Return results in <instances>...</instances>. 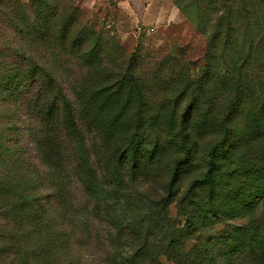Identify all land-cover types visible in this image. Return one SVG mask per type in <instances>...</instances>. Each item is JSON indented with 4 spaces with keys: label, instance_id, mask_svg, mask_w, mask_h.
<instances>
[{
    "label": "trees",
    "instance_id": "1",
    "mask_svg": "<svg viewBox=\"0 0 264 264\" xmlns=\"http://www.w3.org/2000/svg\"><path fill=\"white\" fill-rule=\"evenodd\" d=\"M76 1L56 0L51 13L41 8L26 18L17 40L0 50V264H166L162 259H172L173 251L185 264H197L190 251L178 250L179 237L196 233L197 220L215 225L218 211L231 213L230 203L222 199L228 197L223 193L227 187H216V179L228 175L225 169L245 138L264 135V102L255 107L256 112L261 111L259 117L246 111L248 129L238 132L239 142H235L234 130L224 121L194 125L187 121L196 103L188 100L182 119L168 125L181 156L171 168L163 194L126 206L119 195L126 190L128 167L131 175L140 162L145 128L142 119L131 123L124 119L132 100L129 96L137 87L135 81L121 78L114 84L116 90L108 92L93 90L89 74L76 76L67 70L59 76L45 70L49 61L59 68L74 60L90 65L96 52L85 45L81 53L86 23ZM78 24L82 26L79 32L72 33ZM40 47H46L50 56L40 57ZM233 117L227 121L232 122ZM197 128L220 130L218 140L207 151L205 175L194 179L186 191L190 195L207 193L210 204L200 207L196 217L184 215L183 229L176 228L170 210L192 163L193 145H197L192 133ZM120 131L125 143L116 142L119 151L109 152L105 168H97L92 149L101 146L103 150L107 141L96 136L101 144L96 142L93 133L108 132L116 137ZM155 145L144 146L149 160L156 158L160 144ZM253 171L264 191V164ZM77 187L93 201L90 207H81L74 198ZM217 196L221 203L214 205ZM129 208L130 217L124 214ZM95 223L102 228H94ZM161 236L168 242H158ZM224 241L228 251L245 254L249 249L257 258L264 256V229L251 224L232 228ZM188 257L193 258L191 263ZM256 264L264 262L258 259Z\"/></svg>",
    "mask_w": 264,
    "mask_h": 264
},
{
    "label": "rangeland",
    "instance_id": "2",
    "mask_svg": "<svg viewBox=\"0 0 264 264\" xmlns=\"http://www.w3.org/2000/svg\"><path fill=\"white\" fill-rule=\"evenodd\" d=\"M55 1L0 0V50L5 43L17 40L18 29L25 25L26 18L41 8L51 13ZM85 1L77 0L76 5L86 23L81 53L85 45L96 49L90 65L74 60L72 65L59 68L49 61L45 70L59 76L66 75L67 70L76 76L89 74L93 90L108 92L116 90L114 84L121 78L135 81L137 87L129 96L132 100L124 119L129 123L142 119L144 137L140 140V162L131 175L128 167L126 190L119 196L126 206L159 198L168 185L173 164L181 156L168 125L182 119L188 100L192 98L196 103L187 121L193 125L206 120L217 124L224 121L234 130L235 142H239L238 132L248 129L246 111L250 109V115L256 113L259 117L261 111L256 112L255 107L264 102V0H147L146 13L115 0H98L93 8ZM81 27L74 26L72 33H78ZM150 27L154 32H148ZM46 49L40 47L38 55L50 56ZM219 133L217 129L192 133L197 142L193 145L192 163L178 185L179 197L170 210L171 223L176 228L183 229L184 215L196 217L202 211L200 207L210 204L207 193L190 195L186 191L194 179L205 175L207 151ZM93 135L107 141L103 150L101 146L92 149L96 167L103 170L110 153L119 151L116 142L125 143L124 133L120 131L116 137L108 132ZM157 143L160 147L156 158L149 160L144 146ZM262 163L264 135H250L235 148L233 161L225 169L228 175L216 179V187H227L223 193L228 197L222 199L230 203L231 213L218 211L215 225L196 219L198 231L179 237L180 252L190 251L197 264H256L258 259L264 262V256L257 258L249 249L245 254L228 251L224 241L227 232L235 227L251 224L264 229V191L253 176V169ZM74 192L81 207L91 206V198L78 187ZM220 203L221 198L215 197L213 204ZM127 210L124 214L130 217L132 208ZM94 228L102 227L95 223ZM161 239L168 242L165 236L158 242ZM172 254V259L162 261L185 264L184 259L176 258L175 251ZM187 261L191 263L193 258Z\"/></svg>",
    "mask_w": 264,
    "mask_h": 264
},
{
    "label": "built area",
    "instance_id": "3",
    "mask_svg": "<svg viewBox=\"0 0 264 264\" xmlns=\"http://www.w3.org/2000/svg\"><path fill=\"white\" fill-rule=\"evenodd\" d=\"M97 1L98 0H86L85 2H86L88 7L93 8ZM115 1H117L119 3L128 2L130 4H135L136 2H141V1L143 2L144 0H115ZM148 32H154V27L148 28Z\"/></svg>",
    "mask_w": 264,
    "mask_h": 264
},
{
    "label": "crops",
    "instance_id": "4",
    "mask_svg": "<svg viewBox=\"0 0 264 264\" xmlns=\"http://www.w3.org/2000/svg\"><path fill=\"white\" fill-rule=\"evenodd\" d=\"M122 3L130 5V6L134 7V8H141L144 11V13H146V10H148V7L146 6L147 0H144L143 2L142 1L141 2H136L135 4H130L128 2H122Z\"/></svg>",
    "mask_w": 264,
    "mask_h": 264
}]
</instances>
